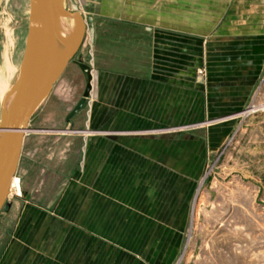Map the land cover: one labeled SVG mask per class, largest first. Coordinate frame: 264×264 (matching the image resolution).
I'll return each instance as SVG.
<instances>
[{
	"label": "rangeland",
	"instance_id": "rangeland-1",
	"mask_svg": "<svg viewBox=\"0 0 264 264\" xmlns=\"http://www.w3.org/2000/svg\"><path fill=\"white\" fill-rule=\"evenodd\" d=\"M66 4L83 14L86 34L30 120L16 172L23 192L9 195L0 211V249L26 207L34 209L30 214L36 220L47 210L55 216L66 190L88 185L80 186L78 181L84 169L102 179L110 172L105 159L111 158V184L113 190L120 189L123 152L104 147L106 136L116 141L120 134H107L105 111L94 99L104 72H129L139 53L129 42L127 25L132 27L124 17L214 16L224 7L218 0H66ZM29 15L30 0H0V71L10 80L16 73L10 69L12 63L20 68ZM80 61L91 65L94 86L67 121L89 81ZM256 90L240 108L209 109L205 117L179 122L178 127H168L162 119L154 132L136 133L160 142L158 158L147 156L155 165H140L139 173L151 174L149 184L159 190V199L167 196L171 210L186 216L184 228L171 235L174 256L166 255L163 242L159 264H264V97L258 93L264 92V85ZM1 109L0 100V117ZM170 158H176L178 165H167ZM168 175L173 181L166 180ZM74 200L65 199L66 206L72 207Z\"/></svg>",
	"mask_w": 264,
	"mask_h": 264
},
{
	"label": "crops",
	"instance_id": "crops-1",
	"mask_svg": "<svg viewBox=\"0 0 264 264\" xmlns=\"http://www.w3.org/2000/svg\"><path fill=\"white\" fill-rule=\"evenodd\" d=\"M221 2L214 16L124 17L139 53L129 72H104L94 99L105 111L107 134H120L119 140H104L106 149L123 152L120 189L111 184V158L105 159L110 172L102 179L84 169L78 181L88 185L66 190L55 216L47 210L36 220L34 209L25 208L1 245L0 264H159L163 242L166 255L174 256L171 235L184 228L186 216L171 210L167 196L159 199L151 174L139 173L140 165H155L147 156L158 158L160 142L136 133L154 132L162 119L178 127L209 109L240 108L264 85V0ZM166 164L175 167L178 161ZM166 180L173 181L170 175ZM21 189L22 182L20 194ZM69 197L75 198L72 207L65 203Z\"/></svg>",
	"mask_w": 264,
	"mask_h": 264
},
{
	"label": "water",
	"instance_id": "water-1",
	"mask_svg": "<svg viewBox=\"0 0 264 264\" xmlns=\"http://www.w3.org/2000/svg\"><path fill=\"white\" fill-rule=\"evenodd\" d=\"M75 21V29L64 37V18ZM87 30L86 20L66 0H30L25 49L19 73L3 100L0 117V211L7 202L12 178L17 172L24 138L34 113L51 92L69 61L77 53ZM89 81L66 120L83 106L93 89L92 67L80 61Z\"/></svg>",
	"mask_w": 264,
	"mask_h": 264
},
{
	"label": "bare ground",
	"instance_id": "bare-ground-1",
	"mask_svg": "<svg viewBox=\"0 0 264 264\" xmlns=\"http://www.w3.org/2000/svg\"><path fill=\"white\" fill-rule=\"evenodd\" d=\"M64 26H65V28H64L65 29V31H64V37L68 38V36L75 29V21H74V19L73 18H70V17H65L64 18ZM10 63L9 62L7 63L8 67L10 66ZM11 67H10V69H12V71H15L16 70V73H15V75H14V77H13L12 80L8 79L5 76V74L0 71V100L2 101V104H3L4 97L6 95V92L8 91V89L10 88V86L14 83V81H15L18 73H19V67L16 64L12 63ZM253 110H256V108L253 109ZM15 176H16V173H15V175L12 178V183H11V188H10L9 195H11L14 192L20 194V192H19L20 191V186H19V184L17 182L18 181L17 180V177H15Z\"/></svg>",
	"mask_w": 264,
	"mask_h": 264
},
{
	"label": "built area",
	"instance_id": "built-area-1",
	"mask_svg": "<svg viewBox=\"0 0 264 264\" xmlns=\"http://www.w3.org/2000/svg\"><path fill=\"white\" fill-rule=\"evenodd\" d=\"M261 108L264 110V102H263V104L261 105Z\"/></svg>",
	"mask_w": 264,
	"mask_h": 264
}]
</instances>
